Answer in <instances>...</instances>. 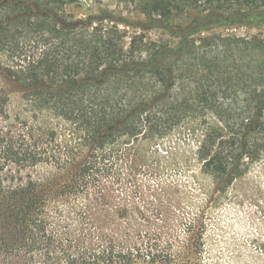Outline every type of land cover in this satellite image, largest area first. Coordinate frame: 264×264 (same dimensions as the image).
I'll use <instances>...</instances> for the list:
<instances>
[{"label":"trees","instance_id":"trees-1","mask_svg":"<svg viewBox=\"0 0 264 264\" xmlns=\"http://www.w3.org/2000/svg\"><path fill=\"white\" fill-rule=\"evenodd\" d=\"M79 1L0 0V264H216L188 208L264 157V0Z\"/></svg>","mask_w":264,"mask_h":264},{"label":"rangeland","instance_id":"rangeland-1","mask_svg":"<svg viewBox=\"0 0 264 264\" xmlns=\"http://www.w3.org/2000/svg\"><path fill=\"white\" fill-rule=\"evenodd\" d=\"M131 0H80L67 7L76 18H86L100 9L116 15L141 19ZM130 33L135 29L130 28ZM255 32V30H252ZM239 35L250 33L245 28L232 29ZM159 32H149L157 38ZM0 87L16 95L18 87L0 72ZM183 178L184 175L180 176ZM191 202V213H205L207 230L204 232L207 246L216 264H264V157L254 164L247 175L236 182L226 193L213 190V204L206 194L196 193ZM203 206L206 208L204 209Z\"/></svg>","mask_w":264,"mask_h":264}]
</instances>
